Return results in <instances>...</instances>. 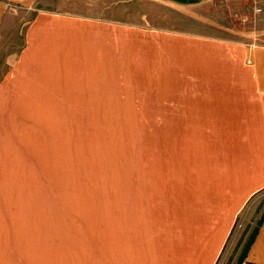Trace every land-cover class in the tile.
<instances>
[{
    "label": "rangeland",
    "instance_id": "rangeland-1",
    "mask_svg": "<svg viewBox=\"0 0 264 264\" xmlns=\"http://www.w3.org/2000/svg\"><path fill=\"white\" fill-rule=\"evenodd\" d=\"M44 4L109 22L128 39L111 57L64 59L72 72L51 75L31 104L22 90L0 97V264H163L178 248L181 225L169 210L168 123L153 118L165 93L152 82V42L136 53L133 38L177 32L264 45V7L258 0ZM20 10L0 40V81L16 61L8 54L23 45V18L37 13ZM263 215L264 191L237 219L216 264L239 263Z\"/></svg>",
    "mask_w": 264,
    "mask_h": 264
},
{
    "label": "crops",
    "instance_id": "crops-1",
    "mask_svg": "<svg viewBox=\"0 0 264 264\" xmlns=\"http://www.w3.org/2000/svg\"><path fill=\"white\" fill-rule=\"evenodd\" d=\"M44 1L0 0V40L20 9L37 11L23 18V45L8 54L16 61L0 81V97L22 90L31 104L51 75L72 72L63 69L64 59L69 65L126 48L125 29L64 14L62 7L44 11ZM138 34L135 49L127 48L144 53L152 42V82L165 93L153 104V118L168 123L169 210L181 224L174 231L178 248L163 264H216L237 219L264 191V45L191 33ZM36 72L39 79L31 83ZM248 231L239 262L264 264V215Z\"/></svg>",
    "mask_w": 264,
    "mask_h": 264
},
{
    "label": "built area",
    "instance_id": "built-area-1",
    "mask_svg": "<svg viewBox=\"0 0 264 264\" xmlns=\"http://www.w3.org/2000/svg\"><path fill=\"white\" fill-rule=\"evenodd\" d=\"M262 9L260 7H258L255 11L256 12H260Z\"/></svg>",
    "mask_w": 264,
    "mask_h": 264
},
{
    "label": "trees",
    "instance_id": "trees-1",
    "mask_svg": "<svg viewBox=\"0 0 264 264\" xmlns=\"http://www.w3.org/2000/svg\"><path fill=\"white\" fill-rule=\"evenodd\" d=\"M238 264H240V262Z\"/></svg>",
    "mask_w": 264,
    "mask_h": 264
}]
</instances>
